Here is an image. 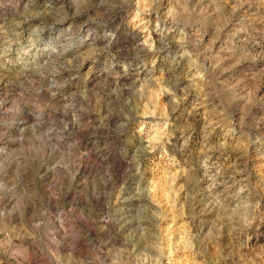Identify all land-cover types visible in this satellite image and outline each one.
Wrapping results in <instances>:
<instances>
[{"label": "rangeland", "instance_id": "1", "mask_svg": "<svg viewBox=\"0 0 264 264\" xmlns=\"http://www.w3.org/2000/svg\"><path fill=\"white\" fill-rule=\"evenodd\" d=\"M0 264H264V0H0Z\"/></svg>", "mask_w": 264, "mask_h": 264}]
</instances>
